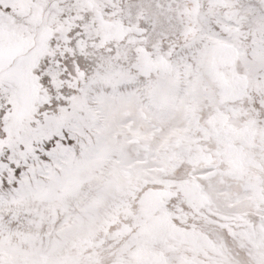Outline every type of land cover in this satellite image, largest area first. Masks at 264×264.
Masks as SVG:
<instances>
[{
  "label": "snow or ice",
  "instance_id": "6c2138e0",
  "mask_svg": "<svg viewBox=\"0 0 264 264\" xmlns=\"http://www.w3.org/2000/svg\"><path fill=\"white\" fill-rule=\"evenodd\" d=\"M0 264H264V0H0Z\"/></svg>",
  "mask_w": 264,
  "mask_h": 264
}]
</instances>
